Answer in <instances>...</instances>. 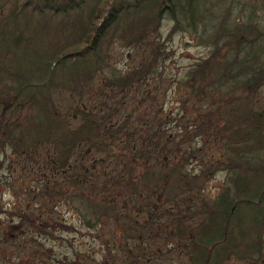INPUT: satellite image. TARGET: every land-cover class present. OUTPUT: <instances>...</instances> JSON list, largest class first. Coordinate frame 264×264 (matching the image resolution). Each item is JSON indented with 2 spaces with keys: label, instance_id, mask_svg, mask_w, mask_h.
Wrapping results in <instances>:
<instances>
[{
  "label": "trees",
  "instance_id": "obj_1",
  "mask_svg": "<svg viewBox=\"0 0 264 264\" xmlns=\"http://www.w3.org/2000/svg\"><path fill=\"white\" fill-rule=\"evenodd\" d=\"M2 7L0 169L10 177L17 163L33 166L22 193L36 209L18 225L0 223V264H94L72 239L63 259L47 246L69 229L48 214L55 206L81 230L117 231L126 262L116 253L100 264H159V250L149 253L158 241L178 251L176 264H264V27L255 6L0 0ZM164 21L167 36L191 33L209 49L177 83L181 114L190 107L191 117L174 134L163 127L168 117L141 124L121 112L157 73ZM115 44L137 54L124 73L107 63ZM98 77L113 104L62 111L56 94L79 102ZM217 173L222 183L209 196L204 186Z\"/></svg>",
  "mask_w": 264,
  "mask_h": 264
},
{
  "label": "rangeland",
  "instance_id": "obj_2",
  "mask_svg": "<svg viewBox=\"0 0 264 264\" xmlns=\"http://www.w3.org/2000/svg\"><path fill=\"white\" fill-rule=\"evenodd\" d=\"M246 4L255 6L257 10V20L260 25L264 27V0H240ZM8 12L7 7L0 8V20L3 19ZM20 22L21 19H20ZM171 27V23L164 21L162 23L163 41L165 51L163 59L159 64L157 73L153 80L149 81L148 86L143 89L145 91L143 97L139 96L135 101L130 103H123L121 112L124 114H131L130 120L141 122L142 120L149 121L156 116L161 123L164 122L163 117L167 118V124H163L168 134H174L179 132L180 126L187 124V115L191 117V108L188 107L185 110V117L181 114V99L178 88V81L183 77L184 73L197 61L205 58L208 55L209 49L207 46L198 45L199 41L191 33H172L167 36ZM107 63L117 71L124 73L130 68H133L137 63V54L132 50H127L120 45H113L107 54ZM103 77H98L91 85L90 89L85 93L82 100L77 102L75 98L66 95H55V99L62 108V111H67L70 107L89 108L93 105L101 103L103 100L105 103L113 104L114 101L108 99L104 94L113 95L112 93H104L101 88ZM103 91V93H99ZM146 95V96H145ZM147 97V99H144ZM263 99V98H262ZM104 103V104H105ZM71 114V111H69ZM156 118V120H157ZM215 157V152L212 155ZM190 169L197 171L199 169V163L197 161L192 162ZM5 168L0 169V179L7 177L9 187H13V191L9 187H1L0 183V206L3 213L0 216L1 224L18 225L19 217L22 215H28L33 213L36 209L33 201L26 199L23 196L22 191L27 190L32 185L34 178L33 166L25 165L24 167L17 163L11 171L10 177ZM223 176L220 173L214 175V177L206 183L204 186V192L207 195H212L216 192L217 187L222 183ZM48 214L52 215L56 220H61L64 223L63 226H69V229L58 234L54 233V238H47V246L53 251V254L63 259L65 254H69V249L66 241L72 239L73 247L80 253L86 252L87 255L94 259V264H100L101 259L104 257L109 258L116 253L119 258L126 262L127 255L121 253L119 241L120 238L115 229L110 224H102L96 230L85 231L79 229L76 223V218L66 212L64 208H58L55 206L52 210H47ZM51 216V217H52ZM32 218V216H30ZM28 224H23V228H26ZM58 229V227H57ZM73 229L72 233L70 231ZM78 230V232H76ZM163 241L153 243L151 246L150 255L154 257L158 251V256L155 261L159 264H176L178 251L175 252L171 245L163 244ZM73 259V258H72ZM80 259V258H79ZM82 259V258H81ZM84 262L85 260L82 259ZM93 261V260H92ZM109 261V259H108ZM154 262V261H153ZM152 263V262H151ZM86 264V262H85ZM115 264H121L118 261ZM142 264V263H140ZM227 264H236L235 262H229Z\"/></svg>",
  "mask_w": 264,
  "mask_h": 264
}]
</instances>
